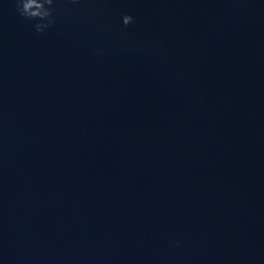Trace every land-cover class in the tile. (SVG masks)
Masks as SVG:
<instances>
[{
  "label": "clouds",
  "instance_id": "obj_1",
  "mask_svg": "<svg viewBox=\"0 0 264 264\" xmlns=\"http://www.w3.org/2000/svg\"><path fill=\"white\" fill-rule=\"evenodd\" d=\"M17 14L28 21H35L34 28L42 33L54 22L53 5L54 0H15ZM135 18L132 15L122 16V23L125 27L133 24Z\"/></svg>",
  "mask_w": 264,
  "mask_h": 264
}]
</instances>
